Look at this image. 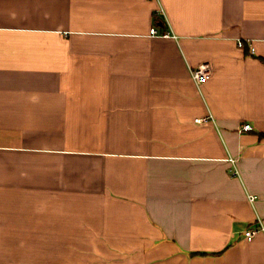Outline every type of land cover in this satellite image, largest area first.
I'll use <instances>...</instances> for the list:
<instances>
[{"label":"crops","instance_id":"0c3cea01","mask_svg":"<svg viewBox=\"0 0 264 264\" xmlns=\"http://www.w3.org/2000/svg\"><path fill=\"white\" fill-rule=\"evenodd\" d=\"M258 220L264 0H0V264H264Z\"/></svg>","mask_w":264,"mask_h":264},{"label":"built area","instance_id":"2783aa9c","mask_svg":"<svg viewBox=\"0 0 264 264\" xmlns=\"http://www.w3.org/2000/svg\"><path fill=\"white\" fill-rule=\"evenodd\" d=\"M150 35L151 36H157V32L155 28H152L150 30ZM167 36V35H165ZM239 47L242 46L241 43L238 44ZM211 73L210 67L207 64H202L197 66L196 68L192 69L191 71V77L196 84L198 88L201 87L209 78ZM200 121V120H197ZM252 127L249 124H245L242 126L243 131H250ZM258 233H263L264 234V225L263 222L258 220L257 221V226L251 227L248 230L244 232V238L248 241L252 240Z\"/></svg>","mask_w":264,"mask_h":264}]
</instances>
